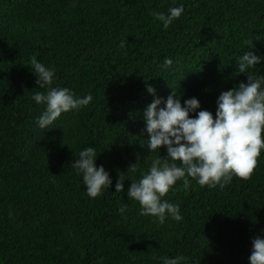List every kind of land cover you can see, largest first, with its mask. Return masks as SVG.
Returning a JSON list of instances; mask_svg holds the SVG:
<instances>
[{
	"label": "trees",
	"instance_id": "obj_1",
	"mask_svg": "<svg viewBox=\"0 0 264 264\" xmlns=\"http://www.w3.org/2000/svg\"><path fill=\"white\" fill-rule=\"evenodd\" d=\"M181 4L163 29L153 13ZM250 48L264 57V0H0V264H161L177 255L249 264L251 240L264 236V152L249 179L223 189L177 181L164 199L180 205L182 222L141 216L126 190L158 155L144 131L153 99L174 91L215 116L220 93L246 82L237 64ZM33 56L55 68L53 86L93 101L40 129ZM166 58L173 65L163 70ZM250 72L264 76V61ZM88 146L113 182L97 198L71 167Z\"/></svg>",
	"mask_w": 264,
	"mask_h": 264
},
{
	"label": "clouds",
	"instance_id": "obj_2",
	"mask_svg": "<svg viewBox=\"0 0 264 264\" xmlns=\"http://www.w3.org/2000/svg\"><path fill=\"white\" fill-rule=\"evenodd\" d=\"M183 12L181 4L170 7L167 14L156 12L153 15L167 30ZM124 45L122 41L120 46ZM262 61L264 57L252 48L239 57L237 70L246 75V82L220 93L215 116L208 110H199L201 105L195 97L184 100L182 105L174 91L166 99L154 98L147 106L143 113L147 147L158 155L139 179L131 180L126 190L127 197L139 204L141 216L154 217L160 225L168 219L182 222L180 205L164 199L177 181H181L186 190L190 188L189 178L201 186L223 189L234 178L251 177L264 152V76L250 70ZM30 65L36 86L43 90L34 92L31 97L36 105L44 106L36 120L40 129L49 128L62 114L79 111L93 101L91 93L81 97L68 87L53 86L55 68L38 61L36 56L31 58ZM172 65L173 60L166 58L161 67L168 70ZM147 91L155 97V89L148 87ZM161 147L167 153L163 159L159 158ZM97 157L96 149L88 146L80 150L78 158L71 163L90 198L103 195L113 183L104 166L96 165ZM127 172L136 173L137 163L130 165ZM124 182L122 173L115 183V192H125ZM117 211L126 218L128 205L122 203ZM160 261L161 264H187V258L181 255L164 256ZM248 261L264 264V236L251 240Z\"/></svg>",
	"mask_w": 264,
	"mask_h": 264
}]
</instances>
